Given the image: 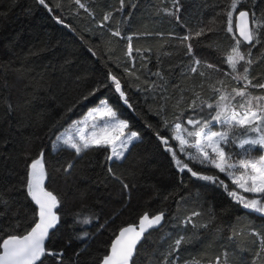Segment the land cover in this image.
<instances>
[{"label":"trees","instance_id":"16d2710c","mask_svg":"<svg viewBox=\"0 0 264 264\" xmlns=\"http://www.w3.org/2000/svg\"><path fill=\"white\" fill-rule=\"evenodd\" d=\"M133 2L134 9L125 0L124 9L116 11L121 8L120 0H87V8L94 14L89 15L77 10L74 0H46L52 12L38 0H0V193L10 201L7 209L0 206V213L4 214L0 217V230L7 235L30 229V217L36 208L21 184L27 164L43 151L49 174L45 187L61 201L55 210L60 221L46 247L63 250L64 264H77V259L78 264H99L120 227L135 223L143 213L161 211L166 213V222L153 230L142 246L138 245L136 264H161V254L181 234L198 238L181 246L178 264L193 259L200 264H215V258L224 251L228 253V264H247L259 247L257 238L247 234L248 229L264 234V214L244 209L218 184L179 172L155 136L156 131L169 136L161 127L162 118L171 121L191 98L193 89L208 98L212 94L207 85L218 79H224L230 87L237 86L231 77L222 75L230 71L225 58L234 45L232 34L226 32L225 13L230 0H180V22L162 11L172 7L171 0ZM242 3L255 7L258 14L264 11V0ZM109 12L111 19L104 21ZM205 26L213 31L189 41L193 53L222 72L201 65L199 70L207 74V78H202L188 71L192 58L184 54L186 48L179 38ZM117 29L120 37L112 35ZM127 37H132L131 56L127 55ZM253 56H264V47L257 45ZM126 68L134 75L126 73ZM109 70L121 78L132 108L123 104L113 86L102 87L95 97L81 101L98 85H110ZM157 71L166 83L153 75ZM252 75L257 82H264V63L255 65ZM202 81L205 87L200 89ZM153 83L155 87H149ZM252 91L254 95L261 94V90ZM182 96L184 102L180 103ZM102 98L114 106L121 119L128 121L131 131L140 134V139L129 147L126 159L106 160L109 149L89 150L80 156L72 150L54 152L52 141L56 135ZM231 152L234 160L242 156L237 145L232 146ZM258 152V147H252L248 156ZM178 155L187 162L186 157ZM69 162L74 167L72 175L66 176L63 168ZM109 166L130 185L127 193L110 176ZM194 170L219 174L229 190L234 189L230 179L214 168L196 165ZM209 209L215 213V220L208 229H199L200 224L212 219ZM194 211L203 213L195 218L198 230L191 226L186 231L174 227ZM77 213L81 215L78 217ZM85 218L90 223H78ZM17 223L20 228H15ZM233 227L243 229L244 235L230 242L229 230ZM84 232L89 235L81 238ZM77 252L81 253L79 258ZM45 264L57 261L49 256ZM258 264H264V253Z\"/></svg>","mask_w":264,"mask_h":264},{"label":"snow or ice","instance_id":"6c2138e0","mask_svg":"<svg viewBox=\"0 0 264 264\" xmlns=\"http://www.w3.org/2000/svg\"><path fill=\"white\" fill-rule=\"evenodd\" d=\"M38 2L48 8L46 0H38ZM74 3L78 6L77 10L82 9L89 15H94L86 6L87 0L85 2L74 0ZM128 4L133 9L136 7L133 0H128ZM171 4V8H165L162 11L180 22V0H171ZM120 5L121 8L116 11L124 9L125 0H120ZM56 7H60V5L57 4ZM48 10L49 12L53 11L52 8H48ZM236 12L238 15L234 24L233 13ZM225 14L227 16L226 32L232 34L234 45L225 58V63L230 71L223 72L222 75L231 77L237 86L230 87L224 79H218L207 85L208 91L212 94L208 98L203 97L202 91L193 89L191 98L183 108H180L178 114L173 116L171 121L162 118L161 127L169 132V136L161 135L160 131H156L155 136L164 150L170 154L179 172L186 171L193 178L218 184L244 209L264 214V155L259 158H249L248 156L253 146L264 149V82H257V77L252 75L253 67L264 63V56H253V49L257 45L264 47V11L258 14L255 7H246L242 0H230ZM130 15L131 13H129ZM111 16V12L106 13L104 21H109ZM55 18L59 23H64L60 17ZM212 31L211 27L205 26L195 33L189 32L179 38L186 48L184 54L192 58V66L188 71L202 78H207V74L199 70L201 65L218 73L222 70L216 65L198 59L194 55L192 44L189 41ZM112 35L120 37L121 32L117 29L112 32ZM127 39L129 41L127 55L131 56L133 52L132 37H127ZM242 46L244 47L243 51L241 50ZM136 51L139 52V49ZM93 55L96 53L93 52ZM125 72L134 75L130 69L126 68ZM153 75L158 76L166 83L165 77L160 71ZM107 79L110 81V85H98L87 95L81 97V101H89L102 87L113 86L123 104L132 108L129 97L121 84V78L109 70ZM149 87L154 88L155 83ZM198 87L203 89L204 82L202 81ZM252 90H261V94L254 95ZM161 98L163 99V97ZM183 102L184 97L182 96L180 103ZM180 103L177 104V107H180ZM8 107L11 108V105ZM163 110L162 106L161 112ZM68 111L70 112L72 109L70 108ZM160 114L157 113V115ZM217 125L220 130L214 131L213 127ZM148 127L151 128L152 125H148ZM139 139L140 134L131 131L128 121L121 119L114 106L107 99L102 98L86 112L82 119L74 121L70 128L56 135L55 140L52 141V149L54 152L72 150L76 156L89 150L110 149L106 160L115 162L125 160L129 147ZM170 141L175 142L176 146L173 147ZM233 145H237L242 150L241 158L236 160L233 159L231 152ZM226 148L228 151L225 150ZM178 154L186 157L187 162ZM196 165L214 168L218 170V173L225 174L234 189L229 190V186L220 179L219 174L207 175L194 170ZM73 167L74 164L69 162L63 168L64 174L71 176ZM108 172L121 185L123 192L127 193L130 185L125 178L117 175L112 166L108 167ZM48 175L45 155L42 151L38 157L31 159V162L27 164V173L22 178L21 184L26 196L30 198L36 208L33 216L30 217V230H25L23 234L13 232L7 235L0 230V264H45V258L49 256L54 257L57 264H64L63 250L53 251L46 247V241L51 240L59 224L60 217L55 210L61 204L57 195L45 187ZM240 190L243 193L254 194V197L248 198L241 194ZM9 204L10 201L5 199L3 193H0V206L7 209ZM208 214L212 219L208 223L200 224L199 229H208L212 221L215 220V213L211 209ZM3 215L0 213V217ZM80 215L77 213L78 217ZM201 215H203L202 212L194 211L174 227L186 231L188 226H191L192 229L198 230L195 218ZM165 217L164 211L151 216L146 212L139 218L138 224L122 227L112 241L109 253L103 256L101 264H136L135 257L139 255L138 245L142 246V241L147 240L153 230L163 227L166 222ZM78 223L88 224L90 220L85 218ZM20 227L19 223L15 225V228ZM101 227L103 228L104 225ZM247 234L256 237L259 242L256 253L247 264H258L262 253H264V234L255 228H249ZM88 235L84 232L81 238ZM242 235H244L243 229L233 227L229 230L228 240L235 242ZM168 238L172 239L171 234H168ZM194 238L198 237L181 234L172 239L168 248L161 254L163 257L161 264H178L181 246L192 243ZM75 255L79 258L81 253L77 252ZM185 264H200V261L193 259L185 261ZM215 264H228L227 251L215 258Z\"/></svg>","mask_w":264,"mask_h":264},{"label":"rangeland","instance_id":"374dc122","mask_svg":"<svg viewBox=\"0 0 264 264\" xmlns=\"http://www.w3.org/2000/svg\"><path fill=\"white\" fill-rule=\"evenodd\" d=\"M233 21H234V18H233ZM104 99V98H103ZM95 106V105H94ZM94 106H92V107H94ZM91 108V107H90ZM90 108H88L87 109V111L90 109ZM86 111V112H87ZM86 112L83 114V115H81L80 117H78V118H76V119H74L65 129H68V128H70V126L73 124V122L74 121H77V120H80V119H82L83 117H84V115L86 114ZM218 126V125H217ZM213 127V130L214 131H218V130H220V128H219V126L218 127ZM64 129V130H65ZM64 130L63 131H61L60 133H62V132H64ZM73 131H74V129H72ZM59 133V134H60ZM58 134V135H59ZM254 148L255 147H258L259 148V152H258V154H255V155H252V156H249V158H259L261 155H264V149H261L259 146H253ZM110 150V149H109Z\"/></svg>","mask_w":264,"mask_h":264},{"label":"water","instance_id":"95a60500","mask_svg":"<svg viewBox=\"0 0 264 264\" xmlns=\"http://www.w3.org/2000/svg\"><path fill=\"white\" fill-rule=\"evenodd\" d=\"M237 15H238V12H236L235 15H234V24H235V18H236ZM237 35H238V33H237ZM33 204H34V203H33ZM34 206H35V205H34ZM143 214H144V213H143ZM143 214H142V215H143ZM156 214H157V213H156ZM142 215H141V216H142ZM153 215H155V214H153ZM141 216H139V218H140ZM150 216H151V215H150ZM139 218L137 219V221H136L135 223L126 224V225H124V226H122V227H126V226H128V225H135V224H138ZM122 227H120V228L117 230L115 236L119 234V230H120ZM29 230H30V229H29ZM115 236H114V237L112 238V240L110 241V244H109V247H108L107 254H108L109 251H110V245H111L112 241L115 239ZM107 254H106V255H107ZM99 264H101V261H100Z\"/></svg>","mask_w":264,"mask_h":264}]
</instances>
